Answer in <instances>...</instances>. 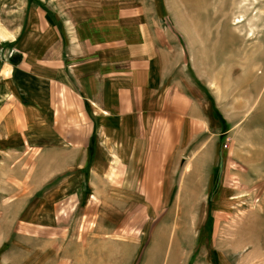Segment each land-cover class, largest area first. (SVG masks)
I'll use <instances>...</instances> for the list:
<instances>
[{"label": "crops", "instance_id": "0c3cea01", "mask_svg": "<svg viewBox=\"0 0 264 264\" xmlns=\"http://www.w3.org/2000/svg\"><path fill=\"white\" fill-rule=\"evenodd\" d=\"M170 2L0 0V172L29 164V153L38 150L44 164L69 157L75 166H101L107 181L117 158L127 168L123 179L142 181L124 196L146 197L156 208L159 196L169 194L162 182L177 178L176 165H185L186 179L192 176L203 194L210 165L222 162L221 137L233 134L240 150L264 148V82H256V65L240 87L224 86V67L207 55L216 48L194 35L201 13ZM147 218L136 208L121 224ZM96 228L115 238L59 242L63 260L114 264L132 245L134 256L121 264L133 261L140 236Z\"/></svg>", "mask_w": 264, "mask_h": 264}, {"label": "rangeland", "instance_id": "374dc122", "mask_svg": "<svg viewBox=\"0 0 264 264\" xmlns=\"http://www.w3.org/2000/svg\"><path fill=\"white\" fill-rule=\"evenodd\" d=\"M174 1L187 3L189 12L201 13L202 20L194 22L198 31L194 35L216 48V53L207 55L224 67V86L238 87L253 64L256 82H264V0H169ZM262 135H256L259 142ZM231 137H221L222 162L217 168L210 165L202 195L203 187L195 185L192 176L186 179L185 165H176L172 172L177 178L162 182L169 194L159 196L156 208L146 197L124 196L128 188L140 189L142 181L123 179L127 168L117 158L104 181L101 166L91 170L89 165L75 166L69 157L66 163L52 159L54 163L44 164L38 150L30 152L29 164L5 166L0 172V264H70L63 260L64 246L59 242L107 237L95 234L96 227L118 232L125 228V237L140 236L130 264H264V148L240 150ZM193 189L199 197L192 195ZM191 207L194 212L189 213ZM136 208L147 210L148 218L135 226L122 225ZM134 254L131 245L113 263H128Z\"/></svg>", "mask_w": 264, "mask_h": 264}, {"label": "trees", "instance_id": "16d2710c", "mask_svg": "<svg viewBox=\"0 0 264 264\" xmlns=\"http://www.w3.org/2000/svg\"><path fill=\"white\" fill-rule=\"evenodd\" d=\"M93 141H94V140L92 139V140H91V151H92V142H93ZM217 184H218V179H215L214 191L216 190L215 187L217 186ZM211 195L213 196V192H212ZM210 220H211V219H210Z\"/></svg>", "mask_w": 264, "mask_h": 264}]
</instances>
